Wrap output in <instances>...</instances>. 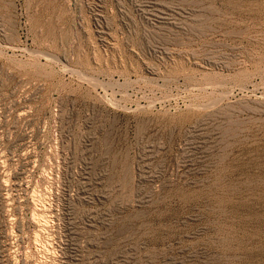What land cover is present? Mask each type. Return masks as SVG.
Listing matches in <instances>:
<instances>
[{
    "label": "rangeland",
    "instance_id": "1",
    "mask_svg": "<svg viewBox=\"0 0 264 264\" xmlns=\"http://www.w3.org/2000/svg\"><path fill=\"white\" fill-rule=\"evenodd\" d=\"M0 264H264V0H0Z\"/></svg>",
    "mask_w": 264,
    "mask_h": 264
}]
</instances>
